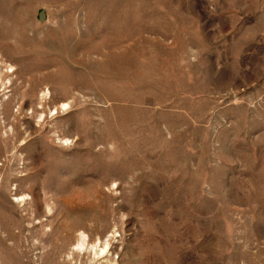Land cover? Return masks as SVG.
Listing matches in <instances>:
<instances>
[{"label": "rangeland", "instance_id": "1", "mask_svg": "<svg viewBox=\"0 0 264 264\" xmlns=\"http://www.w3.org/2000/svg\"><path fill=\"white\" fill-rule=\"evenodd\" d=\"M0 264H264V0H0Z\"/></svg>", "mask_w": 264, "mask_h": 264}, {"label": "water", "instance_id": "2", "mask_svg": "<svg viewBox=\"0 0 264 264\" xmlns=\"http://www.w3.org/2000/svg\"><path fill=\"white\" fill-rule=\"evenodd\" d=\"M38 17H39L40 20L44 19V17H45V11H44L43 8H41L39 10Z\"/></svg>", "mask_w": 264, "mask_h": 264}]
</instances>
